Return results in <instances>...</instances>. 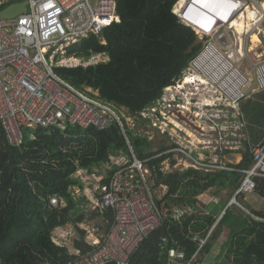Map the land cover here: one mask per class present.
Returning <instances> with one entry per match:
<instances>
[{"label": "built area", "instance_id": "obj_1", "mask_svg": "<svg viewBox=\"0 0 264 264\" xmlns=\"http://www.w3.org/2000/svg\"><path fill=\"white\" fill-rule=\"evenodd\" d=\"M25 1L26 12L0 18V122L9 143L21 146L27 127L73 124L104 130L118 125L131 152L110 154L93 172L81 168L74 174L83 184L95 181L85 196L98 211L112 209L114 221L108 232L85 236L92 246L87 250L76 246L78 237L53 231L52 240L72 256L65 264H131V256L165 219L182 221L185 208L161 209L157 202V189L164 185H158L156 167L150 165L154 159L164 157L160 170L165 173H241L229 206H244L242 198L256 189L257 177H264V142L252 143L242 108L245 99L264 91V0H178L172 12L203 39L201 49L159 98L135 114L104 100L99 90L76 88L54 70L61 65L56 56L69 45L121 21L117 0H0V11ZM102 55L89 59L104 62ZM89 64L95 63L82 65ZM143 121L152 124L154 139L159 131L170 145L140 159L129 132ZM248 150L252 162L240 167ZM83 189L70 187L75 198ZM50 199L55 207L66 205L58 195ZM211 232L194 236L198 252ZM170 257L183 259L185 253L171 249Z\"/></svg>", "mask_w": 264, "mask_h": 264}, {"label": "trees", "instance_id": "obj_2", "mask_svg": "<svg viewBox=\"0 0 264 264\" xmlns=\"http://www.w3.org/2000/svg\"><path fill=\"white\" fill-rule=\"evenodd\" d=\"M177 1L117 0V13L131 32L115 22L102 34H92L66 49L68 57L89 59L93 54L105 53L109 60L90 65H58L55 72L80 90L92 87L99 90L104 100L138 113L162 95L164 87L182 73L201 49L199 46L186 53L196 33L172 12ZM24 132L23 144L12 146L0 122V264H65L72 256L66 247L52 240L55 228L74 224L81 236L76 246L82 250L92 248L85 242L86 230L78 225L86 219V198L72 195L71 186L84 187L74 174L81 168L93 172L109 160L110 154L131 155L130 147L118 125L104 130L73 124L66 129L27 127ZM129 138L138 158L156 153L152 150L154 140L146 135L130 131ZM250 153L248 150L240 167L251 164ZM163 159L150 162L156 167L158 185L168 187L165 197L157 202L165 209L163 201L171 197L175 206L186 209V215L181 222L165 219L131 256V264H187L196 253L197 257L210 250L221 227L231 218L228 208L198 252L199 242L194 236L206 237L216 222L213 216L202 214L198 196L211 188L229 189L233 195L242 174L195 169L165 173L160 170ZM116 168L108 171L104 182ZM256 192L264 197V177L257 178ZM53 195L64 198L66 205L53 206ZM96 214L102 217L99 226L108 232L114 221L113 210L94 211ZM246 215L250 217L248 225L231 242L236 250L233 264H264V209ZM171 249L183 251L185 258L170 257Z\"/></svg>", "mask_w": 264, "mask_h": 264}, {"label": "crops", "instance_id": "obj_3", "mask_svg": "<svg viewBox=\"0 0 264 264\" xmlns=\"http://www.w3.org/2000/svg\"><path fill=\"white\" fill-rule=\"evenodd\" d=\"M255 106H257L259 110L255 111ZM242 108L249 123L248 130L252 143L255 145L264 142V91L255 93L245 99L242 103ZM239 156H241V154ZM213 191L215 193H213ZM230 191L229 189L220 190L219 188H211L204 192L201 195L202 197L199 198V200L204 203V207L202 206V214L211 215L216 219L214 229L228 208L231 212V218L221 227L219 235L212 241L211 248L224 246V243L227 244L229 238L232 242L234 236H237L249 223L250 217L246 214L254 215L255 211L264 209V197L256 192V189L242 198L243 207L238 205L229 206L230 199L232 198ZM220 212H222V216L217 215V213L219 214ZM212 227L209 233L211 230L213 232L214 229H212Z\"/></svg>", "mask_w": 264, "mask_h": 264}, {"label": "rangeland", "instance_id": "obj_4", "mask_svg": "<svg viewBox=\"0 0 264 264\" xmlns=\"http://www.w3.org/2000/svg\"><path fill=\"white\" fill-rule=\"evenodd\" d=\"M201 46V45H200ZM72 57H68L66 55V53L60 52L55 59V62L61 64V65H77V64H85L88 62H92L95 63V60L91 59H84V58H79V57H73L75 58L72 60H68ZM102 59H104V61H107L109 59V56L106 55L105 53H103V55L100 57ZM98 58V59H100ZM90 65V64H89ZM152 124L147 123L145 124V121H143V123L141 125H137V127L135 129H133L132 131L134 133H138V134H145L148 137L154 139V133L153 131L150 129V126ZM155 140V139H154ZM162 145L160 143H154V146L152 148V150L155 152L158 149H161ZM161 167V166H160ZM164 169L167 170V166L164 164ZM104 169L101 168L100 169V173H103ZM93 181L91 182L90 185H88L87 183L84 184V189L81 191L80 195H77L76 198L80 199L85 197L86 199L84 200V211L86 213V219L83 222H80L78 225L82 228H84L86 230V236L90 235L91 233H95L97 235L103 234V229L99 226L100 224H102V217L98 214L93 215L94 211H98L97 209H94L93 207V203L91 202V200H89L87 198V196H85L86 193H91L90 189L88 188H92L93 185ZM215 191V190H214ZM213 191V193H215ZM168 192V187L166 185L164 186H159L157 189V197L158 200H161L165 197V195ZM202 195V194H201ZM198 196V199L201 198L202 196ZM233 196V195H232ZM172 198L170 197V199H166L163 201V204L165 206V209H172L173 208H178L177 206H175L173 204V201L171 200ZM231 200V199H230ZM200 205L204 207V203L201 202V200H199ZM215 201V200H214ZM167 203H169V206L167 205ZM179 207H183V206H179ZM165 211V210H164ZM171 211V210H169ZM222 212H220L219 214L217 213L218 216H222L221 215ZM256 217V216H255ZM220 218V217H218ZM248 225V224H247ZM212 229H214V225L212 227ZM54 233L56 231H58L59 233H61L62 235H70L72 239L78 237V239H81L80 233L78 232L76 226L72 223H68L64 226H59L57 228H55ZM209 234V233H208ZM203 235V234H201ZM231 243V239L229 238L227 244L224 243V246L218 247V248H210L209 251H202L194 260V263L196 261H198V264H225L227 262H229L230 264H233L234 259L236 257V253H235V249L230 246ZM69 244L71 245V243L69 242ZM223 260V261H221ZM177 261V260H176ZM179 263V261H177ZM191 264V263H190Z\"/></svg>", "mask_w": 264, "mask_h": 264}, {"label": "water", "instance_id": "obj_5", "mask_svg": "<svg viewBox=\"0 0 264 264\" xmlns=\"http://www.w3.org/2000/svg\"><path fill=\"white\" fill-rule=\"evenodd\" d=\"M27 4L28 2L25 1L22 3H17V4L8 6L7 8L0 11V18H12L19 14H22L23 12H26ZM119 25L125 28L126 30H128L129 32L132 31L131 28L122 21L119 22ZM202 42H203V39L200 38L199 36H196L195 41L188 47V49L186 50V53H192L195 48L199 47L202 44ZM156 136H157V142L165 140L166 141L165 144L170 145L168 137L164 135L163 133L156 131Z\"/></svg>", "mask_w": 264, "mask_h": 264}, {"label": "bare ground", "instance_id": "obj_6", "mask_svg": "<svg viewBox=\"0 0 264 264\" xmlns=\"http://www.w3.org/2000/svg\"><path fill=\"white\" fill-rule=\"evenodd\" d=\"M263 7H264V4H263ZM239 29L242 30V29H243V26H242V25H239ZM253 40H254V41H259V36H258V35H254ZM72 59L75 60V58H72ZM72 59H71V60H72Z\"/></svg>", "mask_w": 264, "mask_h": 264}, {"label": "flooded vegetation", "instance_id": "obj_7", "mask_svg": "<svg viewBox=\"0 0 264 264\" xmlns=\"http://www.w3.org/2000/svg\"><path fill=\"white\" fill-rule=\"evenodd\" d=\"M157 142V136H155V140H154V143H156ZM157 143H160L161 145H166L165 143H166V141L165 140H162V141H159V142H157Z\"/></svg>", "mask_w": 264, "mask_h": 264}, {"label": "clouds", "instance_id": "obj_8", "mask_svg": "<svg viewBox=\"0 0 264 264\" xmlns=\"http://www.w3.org/2000/svg\"><path fill=\"white\" fill-rule=\"evenodd\" d=\"M80 65V64H79ZM74 66H76V65H74Z\"/></svg>", "mask_w": 264, "mask_h": 264}]
</instances>
